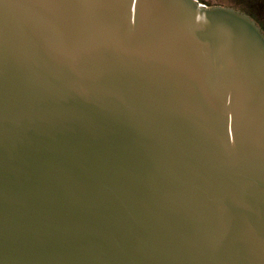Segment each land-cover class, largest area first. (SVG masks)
<instances>
[{
  "label": "water",
  "instance_id": "water-1",
  "mask_svg": "<svg viewBox=\"0 0 264 264\" xmlns=\"http://www.w3.org/2000/svg\"><path fill=\"white\" fill-rule=\"evenodd\" d=\"M0 264H264L256 19L0 0Z\"/></svg>",
  "mask_w": 264,
  "mask_h": 264
},
{
  "label": "flooded vegetation",
  "instance_id": "flooded-vegetation-1",
  "mask_svg": "<svg viewBox=\"0 0 264 264\" xmlns=\"http://www.w3.org/2000/svg\"><path fill=\"white\" fill-rule=\"evenodd\" d=\"M228 3H218V4H224V5H228V6H232L234 8L237 9H241L244 10L246 12L247 9L253 7V3L252 0H248V1H244V0H228ZM257 1V0H256ZM262 5H264V3H261ZM249 13V12H248ZM254 19H256V21L260 24V26L262 27L261 23L259 22L258 18L255 17L254 15H252L251 13H249ZM262 29L264 30V28L262 27Z\"/></svg>",
  "mask_w": 264,
  "mask_h": 264
},
{
  "label": "trees",
  "instance_id": "trees-1",
  "mask_svg": "<svg viewBox=\"0 0 264 264\" xmlns=\"http://www.w3.org/2000/svg\"><path fill=\"white\" fill-rule=\"evenodd\" d=\"M252 3L254 6L247 9V11L257 17L262 27L264 28V5L261 4L264 3V0H252Z\"/></svg>",
  "mask_w": 264,
  "mask_h": 264
},
{
  "label": "rangeland",
  "instance_id": "rangeland-1",
  "mask_svg": "<svg viewBox=\"0 0 264 264\" xmlns=\"http://www.w3.org/2000/svg\"><path fill=\"white\" fill-rule=\"evenodd\" d=\"M201 1L206 2L209 5L218 4V3H228L229 2L228 0H201Z\"/></svg>",
  "mask_w": 264,
  "mask_h": 264
}]
</instances>
